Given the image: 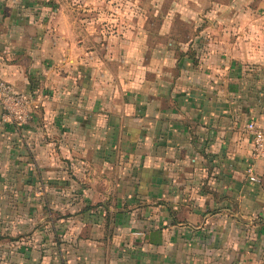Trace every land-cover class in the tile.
Masks as SVG:
<instances>
[{"label": "crops", "instance_id": "obj_1", "mask_svg": "<svg viewBox=\"0 0 264 264\" xmlns=\"http://www.w3.org/2000/svg\"><path fill=\"white\" fill-rule=\"evenodd\" d=\"M86 1L0 0V77L31 98L22 125L0 108V183L101 208L76 212L75 258L49 242L43 264H264V157L245 128L264 126V32L180 41L164 21L88 20L103 3ZM25 250L0 242V264H32Z\"/></svg>", "mask_w": 264, "mask_h": 264}, {"label": "rangeland", "instance_id": "obj_2", "mask_svg": "<svg viewBox=\"0 0 264 264\" xmlns=\"http://www.w3.org/2000/svg\"><path fill=\"white\" fill-rule=\"evenodd\" d=\"M50 1L55 6L76 8V5L72 6L76 0ZM86 2L91 3L92 0ZM95 2L103 5L96 7L95 10L85 11L84 15L88 20L96 18H103L109 22L115 20L118 26L130 25L131 29L151 33H156L157 24H163L164 21L165 27L172 29V33L177 34L180 41L198 37L203 43L204 40L221 33L235 36L234 32H237L241 40L257 42L264 32V0H95ZM78 12L82 18V12ZM73 13L77 16L76 11ZM179 20L190 21V24L181 23ZM242 20H245L246 25L238 28L236 22ZM170 22L173 23L171 27L168 26ZM224 22H228V25H224ZM27 179V175H23V180L20 184L17 183L18 185L0 183V242L8 244L20 242L27 248L25 253L29 254V251L32 253V264L44 263L43 247L49 242L53 245L54 258L60 259V248L63 254H66V249H63L66 246L70 251L68 258H75L77 256L74 251L75 244L80 241L78 236L83 237L78 233V227L83 223L82 216H77L76 212L86 206L89 211L96 212L101 210L100 204L77 201L74 196L71 197L75 194L74 187L67 188L63 185L54 186L58 196L53 203H46L44 198L37 201L34 197L43 196L44 187L41 184L30 185ZM67 190L70 200L61 199L62 192L67 193ZM49 211L53 212L52 218L49 215L46 217ZM72 214L75 215L69 217ZM50 221L52 226L48 228ZM53 227L56 230L51 234L46 232Z\"/></svg>", "mask_w": 264, "mask_h": 264}, {"label": "built area", "instance_id": "obj_3", "mask_svg": "<svg viewBox=\"0 0 264 264\" xmlns=\"http://www.w3.org/2000/svg\"><path fill=\"white\" fill-rule=\"evenodd\" d=\"M31 98L28 94L16 90L8 81L0 77V108L2 119L13 125L25 124L28 119V109ZM246 131L250 134L253 143L252 154L256 158L264 157V126L250 121L246 124ZM248 180L256 181V176L248 169Z\"/></svg>", "mask_w": 264, "mask_h": 264}]
</instances>
